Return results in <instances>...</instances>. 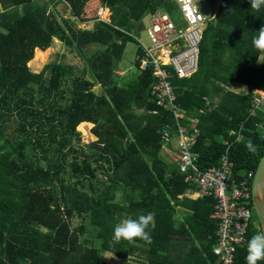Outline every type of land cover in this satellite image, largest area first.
I'll return each instance as SVG.
<instances>
[{
	"label": "trees",
	"instance_id": "1",
	"mask_svg": "<svg viewBox=\"0 0 264 264\" xmlns=\"http://www.w3.org/2000/svg\"><path fill=\"white\" fill-rule=\"evenodd\" d=\"M49 1L65 2L73 18L60 23L45 0H0V264H219L215 199L200 197L175 161L161 155L160 129L176 123L152 95L153 69L139 70L136 60L135 76L117 74L132 40L126 33L147 13L166 8L173 15L176 1ZM208 1L217 8L204 28L198 71L171 82L184 123L199 118L193 150L200 170L220 165L221 139L243 125L242 141L229 152L231 178L239 182L264 156V111L249 114L254 91L264 90V52L252 44L264 26V6ZM103 5L110 23L96 20ZM89 21L90 29L77 24ZM54 39L77 51L85 67L56 62L32 72L35 50L51 48ZM238 84L243 91L223 88ZM91 123L98 140L84 145L78 127ZM100 170L106 179L95 186ZM148 212L155 213L151 243L113 238L120 220ZM258 231L260 224L250 223L236 264H246L248 241ZM90 236L100 239L99 248Z\"/></svg>",
	"mask_w": 264,
	"mask_h": 264
},
{
	"label": "built area",
	"instance_id": "2",
	"mask_svg": "<svg viewBox=\"0 0 264 264\" xmlns=\"http://www.w3.org/2000/svg\"><path fill=\"white\" fill-rule=\"evenodd\" d=\"M180 7L184 21L188 27L183 31L180 22L175 21L173 15L166 8L148 13L150 22L145 27L140 25L139 31L145 28L148 43L136 39L141 54L136 55L139 70L153 69L155 85L152 95L157 105L167 107L175 117L176 125L164 123L160 129L164 148L170 149L174 138L178 139V148L175 154V163L185 181L198 188L200 197H212L216 203L214 214L219 219L217 241L213 253L219 264H236L238 247L246 241V234L250 223L254 221V212L251 206V184L254 171H249L239 182L231 178L232 163L229 152L235 143L243 139L242 126L232 130L229 138L221 139L224 153L218 167L202 171L196 162L198 154L193 150L200 133L199 118L188 117L184 123L185 110L176 102L171 78L173 75L184 79L193 76L199 68L200 43L204 26L208 18L200 11L199 0H175ZM70 6V4L68 3ZM107 12L108 17L105 16ZM97 21L110 23V11L106 6H100L97 12ZM90 22V21H89ZM94 23V21H91ZM131 36V33H126ZM180 48H183L180 51ZM226 90L233 86L223 85ZM252 99L250 116L264 111V90H255ZM206 107L211 105V99L204 96ZM203 113L204 109L201 108Z\"/></svg>",
	"mask_w": 264,
	"mask_h": 264
},
{
	"label": "rangeland",
	"instance_id": "3",
	"mask_svg": "<svg viewBox=\"0 0 264 264\" xmlns=\"http://www.w3.org/2000/svg\"><path fill=\"white\" fill-rule=\"evenodd\" d=\"M45 2L49 3V12L54 15L55 18L60 23L65 24L66 19L73 18L71 10L68 8V6L65 4V2H60L55 5V2H51L49 0H45ZM45 4V3H44ZM200 11L206 16V18L213 17V13L216 10V7L210 3L208 0H199L197 2ZM172 14V13H171ZM105 16L108 17L107 12L105 13ZM173 17L175 21L178 23L180 22V27L185 31V29L188 27V24L186 21H184V15L180 9V7H176L174 10ZM148 22H150V16H148V13L143 16L141 21L139 22V26L131 32L132 40L129 41L126 46L125 50L123 52L122 59L119 61L118 68H117V74L119 77L123 79H127L130 76L136 75V69H135V61H136V53L138 49V43L137 38L143 41L144 43H148L147 33L145 31V28L142 29V31H139L140 25H144L145 27L148 25ZM79 27L83 28H92L93 22H77ZM205 27V26H204ZM50 50L47 54H41V55H34V58L32 61L29 62V67L31 68L32 72L34 73H40L41 70H43L48 64L51 63H61L64 65H72L76 66L77 70H82L85 67V61L82 59V57L78 54L77 51L65 46L62 42H60L57 39H54V42L52 44V47L47 49ZM45 50V51H47ZM183 48H180V51H182ZM44 52V51H43ZM39 56V57H38ZM264 59V56L262 57V60ZM49 76V75H48ZM95 92L98 95H101L104 92V88L101 85H97L94 88ZM231 90L236 91H243L244 86L243 85H235ZM94 124L91 123V125L88 128L84 127H78V131L81 133V143L84 145L96 142L98 140L97 136L93 134ZM172 148L173 151L177 150L178 148V139L174 138L172 141ZM162 157L167 160L170 159L174 162L175 153L170 152L168 149L164 148V152L161 154ZM96 166V164H95ZM105 178L106 176L102 170L97 172L96 179L94 180L95 186L97 185V182ZM97 192L99 191L96 187ZM87 191H90L89 184L87 185ZM100 192V191H99ZM255 215V214H254ZM254 221L260 224L259 219L257 216H254ZM81 223V219L78 217L75 220V225L78 226ZM89 238L92 239V246L95 248H99L101 245L100 239L96 237L90 236ZM143 264L144 262L141 260L132 259L131 264Z\"/></svg>",
	"mask_w": 264,
	"mask_h": 264
},
{
	"label": "clouds",
	"instance_id": "4",
	"mask_svg": "<svg viewBox=\"0 0 264 264\" xmlns=\"http://www.w3.org/2000/svg\"><path fill=\"white\" fill-rule=\"evenodd\" d=\"M251 8L260 10L264 6V0H250ZM253 46L258 52H264V26L258 30V35L253 37ZM247 147L255 150V146L249 141ZM155 227V213L139 214L136 218H125L115 224L113 238L116 241L140 239L146 243L152 242L151 232ZM246 264H258L264 260V231L255 233L247 244Z\"/></svg>",
	"mask_w": 264,
	"mask_h": 264
},
{
	"label": "water",
	"instance_id": "5",
	"mask_svg": "<svg viewBox=\"0 0 264 264\" xmlns=\"http://www.w3.org/2000/svg\"><path fill=\"white\" fill-rule=\"evenodd\" d=\"M251 206L264 231V156L261 158L251 184Z\"/></svg>",
	"mask_w": 264,
	"mask_h": 264
},
{
	"label": "bare ground",
	"instance_id": "6",
	"mask_svg": "<svg viewBox=\"0 0 264 264\" xmlns=\"http://www.w3.org/2000/svg\"><path fill=\"white\" fill-rule=\"evenodd\" d=\"M50 50H47V51H39V50H35V52H36V55H41V54H47L48 52H49ZM39 57V56H38Z\"/></svg>",
	"mask_w": 264,
	"mask_h": 264
},
{
	"label": "crops",
	"instance_id": "7",
	"mask_svg": "<svg viewBox=\"0 0 264 264\" xmlns=\"http://www.w3.org/2000/svg\"><path fill=\"white\" fill-rule=\"evenodd\" d=\"M216 8H217V6H215ZM215 15V12L213 13V15L212 16H214ZM38 50V49H37ZM40 51V50H39ZM170 152H172V153H175L176 154V150L175 151H173L174 149L172 148V147H170V149H168ZM174 161H175V158L173 159Z\"/></svg>",
	"mask_w": 264,
	"mask_h": 264
}]
</instances>
